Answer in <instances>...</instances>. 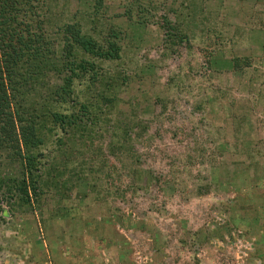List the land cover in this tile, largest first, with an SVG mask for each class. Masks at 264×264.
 <instances>
[{
    "label": "rangeland",
    "instance_id": "rangeland-1",
    "mask_svg": "<svg viewBox=\"0 0 264 264\" xmlns=\"http://www.w3.org/2000/svg\"><path fill=\"white\" fill-rule=\"evenodd\" d=\"M49 7L120 55L42 150L60 186L0 208V264H264V0Z\"/></svg>",
    "mask_w": 264,
    "mask_h": 264
},
{
    "label": "trees",
    "instance_id": "trees-1",
    "mask_svg": "<svg viewBox=\"0 0 264 264\" xmlns=\"http://www.w3.org/2000/svg\"><path fill=\"white\" fill-rule=\"evenodd\" d=\"M49 3L0 0V208L4 214H11L16 205L38 204L45 189L60 186L58 167L42 150L58 143L60 133L71 135L82 128L83 117L90 113L86 103L76 99V85H94L98 61H114L120 55L114 32L99 40L73 22L58 26L54 32L58 38L51 36Z\"/></svg>",
    "mask_w": 264,
    "mask_h": 264
}]
</instances>
